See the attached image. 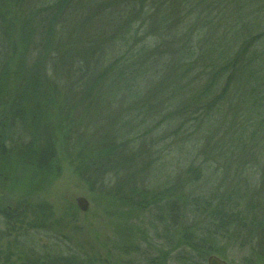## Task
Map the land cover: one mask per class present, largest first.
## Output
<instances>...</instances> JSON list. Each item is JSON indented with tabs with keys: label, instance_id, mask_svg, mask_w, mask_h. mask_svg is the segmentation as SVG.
<instances>
[{
	"label": "rangeland",
	"instance_id": "rangeland-1",
	"mask_svg": "<svg viewBox=\"0 0 264 264\" xmlns=\"http://www.w3.org/2000/svg\"><path fill=\"white\" fill-rule=\"evenodd\" d=\"M201 3L192 20L195 25H191H200L203 31V41L195 43L209 54L213 66L207 71L211 72L199 70L201 64L191 66L187 73L182 71L192 60L179 64L175 52L165 64L159 59L157 66L146 63L147 58L138 61L149 69L144 74L148 84L144 83L142 91L147 92L146 99L156 98L157 103H147L152 99L127 102L121 79L109 88H97L96 103H85L74 111L80 123L74 133L70 131L73 138L59 148L58 174L41 180L38 190L28 194L30 201H23L26 207L13 213L17 201L10 196H23L30 189L16 186L10 193L0 188L5 200L12 202L0 200V207L5 203L14 215V220L6 222L0 214V264L9 252H14L9 264H61L62 259L73 264H207L211 254L227 264H244L243 257L255 243L211 240L201 232L210 225L208 217L193 212L200 211L204 198L222 197L231 200L232 208L244 216L262 213L258 206L264 203V0H238L233 5L236 13L221 12L222 3L217 0ZM179 5L174 4V11L181 9ZM146 37L144 42L136 38L135 42L151 43ZM214 42L216 53L208 50ZM236 50L241 51L239 56H234ZM218 52L222 56L217 59ZM229 61L234 67L231 76L217 69V64ZM205 62H209L207 58ZM189 82L194 84L187 89ZM171 97V101L177 97L184 101L161 103ZM144 107L153 114L144 117ZM102 142L125 145L119 149L123 156L104 165L103 155L98 154L100 163L90 165L94 162L92 149ZM189 167L197 168L191 177L185 175ZM18 178L27 181V174L19 173ZM132 188L159 193L171 189L175 197L174 193L164 197L159 218L152 206L142 207L139 197L132 202L120 198L119 193H129ZM183 192L189 203L182 200L178 216H169L165 203L179 199ZM77 197L88 201L86 211L78 208ZM190 204L199 207L191 209ZM37 207L46 209L42 215L46 221L40 228L29 227ZM182 226L201 231L184 236Z\"/></svg>",
	"mask_w": 264,
	"mask_h": 264
},
{
	"label": "trees",
	"instance_id": "trees-1",
	"mask_svg": "<svg viewBox=\"0 0 264 264\" xmlns=\"http://www.w3.org/2000/svg\"><path fill=\"white\" fill-rule=\"evenodd\" d=\"M202 1L204 0H0V188L10 193L15 192L16 186L30 189L28 193L25 191V195L16 196L18 199L10 196L11 200L17 201L13 213L26 207L27 202L23 201H30L28 194L38 190L46 175L58 174L59 148L69 142V137L73 138L70 131L73 132L79 121L74 111L85 103H96L94 91L97 88H109L116 85V80L121 79L122 89L128 95L127 102L133 99L134 103H146V100L153 98L146 99L147 92L142 91L146 87L144 83L148 84L144 74L149 69L138 61L147 58L146 63L151 61L157 66L159 59L165 64L169 54L175 52L178 53L179 64L181 60H192L189 62L191 64L181 68L182 71L187 73L191 66L201 64L202 69L199 70L211 72L207 71L213 66L209 54L202 53L205 50L197 49L195 43L203 41V31L199 30L200 25L198 28L191 25H195L192 20L198 12L196 8L204 3ZM217 1L222 3L221 12H238L233 8L238 0ZM177 3L181 9L174 11V4ZM203 10L207 11V7ZM216 16L220 17L218 14ZM203 22L205 21L202 24ZM145 36L149 37L151 43L143 45L135 42L136 38L141 43ZM209 46V52L216 53L218 47L215 42ZM234 53V56H239L241 51L236 50ZM221 56L222 53L218 52L216 57L218 59ZM206 58L209 62H205ZM232 65L230 61L229 64H217V69L219 72L230 73L234 68ZM39 70L46 75V86L41 82L44 75ZM211 74L216 76L215 72ZM193 84L189 82L186 88L190 89ZM171 99L172 97L163 99L161 103L184 101L180 97L173 101ZM147 103H157V99ZM150 114H153L150 108L142 109L144 117ZM124 147L125 145L122 147L111 142L98 144L92 149L94 162L90 165L100 163L99 155H103L104 165L110 163L112 158L120 159L118 157H122L123 153L119 149ZM97 171L96 168L93 174ZM195 171V167L185 168V175L191 177ZM19 173L27 174V181H20ZM82 173L88 175L84 169ZM131 190L126 194L119 193L120 198L132 202L134 197H139L143 200L142 207L152 206L159 218L163 216L161 205L164 197L167 196L168 199L173 193L175 197V192H170L171 189L164 193L142 188ZM185 194L183 192L178 196L179 199L165 203L169 216L172 213L178 216L182 200L183 203H189ZM220 198H204L201 207L196 204L201 209L193 213L205 214L210 225L202 231L200 228L184 229L182 226L184 236H191L193 231L198 230L214 241L217 238H230L240 240L241 244L255 243V247L253 245L249 254L243 257V262L264 264V209H260L264 207V203L258 206L262 213L244 216L241 211L232 208L231 200ZM0 200L10 205L12 203L7 202L2 195ZM196 201L193 199L194 203ZM188 207L194 208L191 204ZM10 208L5 203L0 207V214L6 222L14 220V215L9 212ZM34 211L32 214L35 220H31L29 227L40 228L46 221L42 216L46 209L37 207ZM20 222L23 223L24 220L21 219ZM194 249L198 251L197 248ZM11 255L14 252H9L4 257L3 264H9ZM18 260L22 261L21 256H18ZM59 263L73 264V261L62 259Z\"/></svg>",
	"mask_w": 264,
	"mask_h": 264
},
{
	"label": "water",
	"instance_id": "water-1",
	"mask_svg": "<svg viewBox=\"0 0 264 264\" xmlns=\"http://www.w3.org/2000/svg\"><path fill=\"white\" fill-rule=\"evenodd\" d=\"M76 204L81 211H86L88 208V201L84 197H77ZM206 261L207 264H227L225 260L214 254L209 255Z\"/></svg>",
	"mask_w": 264,
	"mask_h": 264
}]
</instances>
